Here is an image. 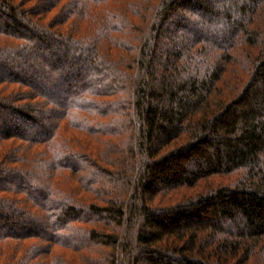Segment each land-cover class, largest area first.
Here are the masks:
<instances>
[{"label":"trees","instance_id":"1","mask_svg":"<svg viewBox=\"0 0 264 264\" xmlns=\"http://www.w3.org/2000/svg\"><path fill=\"white\" fill-rule=\"evenodd\" d=\"M6 141L0 264H264V0H0Z\"/></svg>","mask_w":264,"mask_h":264},{"label":"rangeland","instance_id":"2","mask_svg":"<svg viewBox=\"0 0 264 264\" xmlns=\"http://www.w3.org/2000/svg\"><path fill=\"white\" fill-rule=\"evenodd\" d=\"M62 4H63V2H62ZM62 4H59V7L58 8H60V5H62ZM58 8L56 9V11H54L51 14V16H55L56 14H58ZM115 52H116L115 55H118V54L120 55L121 54V50H119V51L118 50H115ZM80 138L83 139L82 137H80ZM11 145H12V141H6L4 143H1V145H0V152H4L5 150L10 149L12 147Z\"/></svg>","mask_w":264,"mask_h":264}]
</instances>
